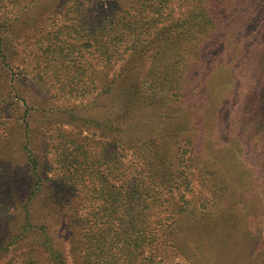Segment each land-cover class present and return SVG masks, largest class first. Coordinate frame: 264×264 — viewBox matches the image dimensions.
Returning <instances> with one entry per match:
<instances>
[{
  "label": "trees",
  "instance_id": "trees-1",
  "mask_svg": "<svg viewBox=\"0 0 264 264\" xmlns=\"http://www.w3.org/2000/svg\"><path fill=\"white\" fill-rule=\"evenodd\" d=\"M36 1L4 12L0 0V201L11 203L0 216V252L40 235L51 264H264V211L254 197L264 182V0H110L115 12L103 0H53L64 24L37 29L55 44L42 48V36L19 68L9 39L32 21ZM219 45L213 76L228 78L231 168L207 148L201 113L210 98L202 54ZM21 76L66 105L35 107ZM155 100L176 122L164 136L139 138L145 117L158 115ZM35 117L52 119L40 134L55 179L43 174ZM46 183L54 192L40 218L32 209ZM60 229L70 233V262Z\"/></svg>",
  "mask_w": 264,
  "mask_h": 264
},
{
  "label": "rangeland",
  "instance_id": "rangeland-1",
  "mask_svg": "<svg viewBox=\"0 0 264 264\" xmlns=\"http://www.w3.org/2000/svg\"><path fill=\"white\" fill-rule=\"evenodd\" d=\"M16 0H5L6 3H4L3 11L11 10L13 8H18V5L14 3ZM38 1V0H37ZM35 2L36 4L33 5V7L30 9V12H27L26 19L32 20L29 23H20L18 27H16L17 30V40L13 41L12 36L9 39V42L14 45V55L17 57L14 61L15 66H19V68H23L24 65L22 63V58H24L25 53L29 52L30 50L39 49L42 43H39L38 40H40L43 37V43L42 48H45L48 44L53 45L54 38L52 39H45V32H57L59 27L62 26L65 22V19L63 18V12L59 11L58 8L56 9V4L54 1L49 0H42V2L39 1V3ZM44 1L46 3L44 4ZM60 1V0H59ZM70 1V0H69ZM72 2V1H70ZM105 2V7H108L110 11H116L117 5L112 4L110 0H103ZM44 4V6H43ZM25 5H28L26 3ZM43 6V7H42ZM56 9V10H55ZM17 10V9H16ZM45 30V32L41 29ZM57 35V34H56ZM15 36V35H14ZM52 36V34H51ZM54 37V36H52ZM222 46L219 45L215 48H212L211 50H205L202 54L203 60L202 63L205 64L210 68V72L208 74V78L206 80V86L208 87V92H210V98L207 108L202 113V118H204V122L206 126L209 129V136L206 143L207 148L209 151L218 156L223 162L227 164L228 168H231L233 166V161L235 158L234 151L229 150L230 146H234L233 141V135H232V119L230 116V98L224 97L222 95L223 90L225 89V84L227 82V76L226 74H223V72L218 71V77L216 78L214 75V71L220 67V58L219 54H221ZM22 51L25 53L22 54ZM16 52V54H15ZM66 52V51H64ZM3 82L7 81V78L5 75L1 74ZM5 78V79H3ZM22 78V76H21ZM21 88L25 94H28L29 96H33L32 100L34 102L35 107H42V103L44 100H49V102L57 103V105H62L64 107L66 103H63L62 100L59 102L53 99L51 101L50 95L45 96L46 94H42L40 92H37L38 86L35 84V81H33L31 76H25L22 78L21 82ZM39 89V88H38ZM77 102V101H75ZM156 104L154 105L157 109V117L155 118H146V121H144L140 127L137 129V134L139 138H155L157 136H164L166 129L176 121L173 118L172 109H168V106L165 105L164 109H162L163 104L159 100H155ZM47 108V107H46ZM21 112L17 113L16 118L20 119ZM60 115H58L59 117ZM42 117H35L32 121L31 130L32 133H36L34 136V142H35V148L37 149V153L39 155V158L42 162V168H43V174L45 176H48V178L55 179V175H58V173L51 171V167H47L48 165L51 166L50 163V156H45L46 153L44 151V143L43 139H45L44 134H40V131L44 130L45 128H51V118H48L43 121ZM77 124L80 126V128L83 127L84 122L77 121ZM45 127V128H44ZM44 128V129H43ZM94 131L97 132L96 129ZM14 142V140H13ZM15 144V142H14ZM15 146V147H14ZM9 153L13 154V156H18V148L16 145L10 144ZM48 174V175H47ZM53 183V181H51ZM48 189H43L39 191L40 196L36 198L34 201L33 211L36 214V216H49L48 212V200L52 193L54 192V189L49 190V183L45 184ZM256 187V196L255 199H258V202H256L255 208L258 210L264 211V182L261 184L260 187L255 185ZM7 191V187H0V199L1 195H5ZM257 201V200H256ZM15 202H19L18 197L15 199ZM11 207L10 199L2 200L0 201V216H6L2 212H7ZM8 214V213H7ZM7 216H10L7 215ZM14 217V218H13ZM19 215H13L11 217L12 221L9 223V228L13 226L16 221L19 219ZM264 217V216H263ZM9 222V221H8ZM7 222V223H8ZM56 234V240H60L61 243H59L60 250L64 253L65 256L71 258V244L69 242L70 233L68 231H62L61 229L57 231ZM1 239V238H0ZM4 239H2L0 242H2ZM57 240V241H58ZM26 246L18 250H12L13 252H7V249L0 252V264H10L17 261L19 258H26V260H29L33 262L34 264H51L50 262H45L42 258L47 255V251H43L45 241L43 239V236H36L31 235L29 239L26 240ZM70 258L68 259L69 262L71 261ZM53 264V263H52ZM177 264H189L184 259H178Z\"/></svg>",
  "mask_w": 264,
  "mask_h": 264
}]
</instances>
